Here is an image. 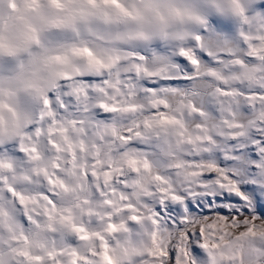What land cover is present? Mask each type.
Listing matches in <instances>:
<instances>
[{"label": "snow or ice", "instance_id": "obj_1", "mask_svg": "<svg viewBox=\"0 0 264 264\" xmlns=\"http://www.w3.org/2000/svg\"><path fill=\"white\" fill-rule=\"evenodd\" d=\"M0 264H264V0H0Z\"/></svg>", "mask_w": 264, "mask_h": 264}]
</instances>
